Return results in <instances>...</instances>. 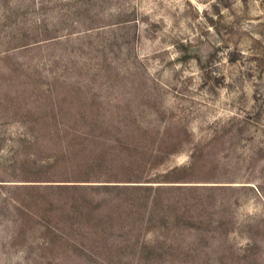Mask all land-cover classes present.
<instances>
[{"label": "rangeland", "instance_id": "1", "mask_svg": "<svg viewBox=\"0 0 264 264\" xmlns=\"http://www.w3.org/2000/svg\"><path fill=\"white\" fill-rule=\"evenodd\" d=\"M94 124L147 145L180 132L151 177L197 151L167 223L142 206L161 264H264V0H0V264H142L132 246L78 250L73 194L47 187L71 179L70 127Z\"/></svg>", "mask_w": 264, "mask_h": 264}, {"label": "trees", "instance_id": "2", "mask_svg": "<svg viewBox=\"0 0 264 264\" xmlns=\"http://www.w3.org/2000/svg\"><path fill=\"white\" fill-rule=\"evenodd\" d=\"M71 21L72 26L77 23V20ZM75 32L71 30L69 34ZM77 124L81 123L75 125ZM119 130L117 129L116 133L113 128L102 131L96 124L89 129H86L85 125L83 130L72 125L67 132L70 138L66 151L62 154L65 161H68L65 167L71 179L62 180L65 181L64 183L48 184L47 187L64 189L73 194L72 211L68 213L70 221L65 224L73 232L74 229L80 228V235L85 244L80 245L82 244L80 242L78 250H84L92 255V248L97 246L103 248L108 262H115L110 257L111 254L122 253L123 247L132 246L138 251L142 264H161L166 262L164 258L170 254L171 247H164V241L159 239L153 242L140 241L135 233L145 222L142 214L145 216L146 210L143 211L142 206L145 204L146 208L150 205L153 207V211L149 213L148 223L154 224L152 223L154 220L161 224L167 223L166 215L160 213V218L156 219L158 216L155 212L171 206L173 191L186 189L191 191L196 188L197 185L187 183L195 181L193 174L198 167L197 151L192 152L194 159L190 165L176 166L151 177L149 170L157 168L168 156L179 151L186 140L180 138V132L177 138H173L174 132L168 130L165 138L158 143L154 142L150 145L131 143L128 142L129 139L121 137ZM185 132L187 133L186 130ZM62 157L55 159L54 166L60 165ZM100 189L123 194V198H117L118 201H115L114 197L96 200L90 196ZM81 192L85 194L80 197L75 196ZM131 193L135 194L134 198H129ZM107 201L112 202V206L107 205L109 204ZM124 205L127 206V210H123ZM184 216L186 215L183 213H176L177 219ZM71 246L74 247L73 250L70 248L74 252L76 244L73 243Z\"/></svg>", "mask_w": 264, "mask_h": 264}]
</instances>
